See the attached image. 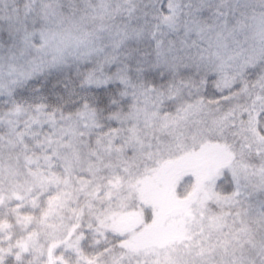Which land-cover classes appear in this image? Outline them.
<instances>
[{
	"label": "rangeland",
	"instance_id": "1",
	"mask_svg": "<svg viewBox=\"0 0 264 264\" xmlns=\"http://www.w3.org/2000/svg\"><path fill=\"white\" fill-rule=\"evenodd\" d=\"M135 1L103 0L101 14L104 20L94 22V17L89 19L85 15H78L77 20L72 19L65 10L66 0H0V127L11 129L16 134L13 141L3 138L10 137V130L0 135L3 136L0 139V165L4 164L6 170L14 171V174L0 177L5 181H0V264H17L26 252L28 255L25 258L29 264H189L184 262L181 255L173 254L171 247L166 250L158 248L157 239L161 234L138 235L141 236L138 243L142 248L132 250V245L128 247L123 242L126 234L95 226L102 215L111 211H115L113 216L129 214L128 221L126 219L129 229L133 223L136 224L132 227L135 231H140L139 225H150L155 218L148 197L162 198L165 192L162 207L176 204L171 196L170 178L162 180L156 172L146 177L144 173L136 186L126 189L127 197L120 190L110 195L107 188L104 192L100 186L87 187L94 182L91 181L92 172H85L84 164L89 163L90 167L108 172L109 163L102 164V159L112 154L105 155L103 151L98 159L101 145L106 146L105 142L97 144L99 134H106L113 146H123L130 150L129 155H135L132 144L149 148L151 145L157 146L156 139L161 140L162 128L157 120L163 122L167 132L178 136L184 130L202 127L201 117L207 120L208 115L195 107V102H200L198 100L202 95L210 101L226 96L215 88L217 72L207 76V84L203 87V83L191 82L189 66L184 67L180 75L175 74L178 73L175 72L176 68H182L183 64L173 60L175 53L168 47V40L174 44L178 42L185 53L195 54L196 50L191 48L195 43L200 52L209 50L213 55L216 47L210 44L211 36L215 38L213 42L217 48L220 45L232 51L236 47L244 49L243 40L260 34L259 41L263 45L255 41L248 44L251 52L248 48L237 56L222 53V59L229 63L230 58L234 65L242 62L236 80L241 82L233 87L245 86L246 80L261 82L263 55L255 53V50L264 49V32H261L264 30V0H152L154 6L150 0H138L133 4ZM114 2L123 9L113 6ZM135 14L137 16L133 21L131 17ZM156 16L163 17L166 23L158 22L154 19ZM253 19L259 20V26L256 20L251 23ZM89 20L96 27L104 26L103 30L90 34L96 40L82 38L89 34L84 31ZM220 29L222 33L227 31L228 38L222 39ZM105 32L115 36L114 39L109 41L107 36L105 38ZM157 34V40L159 34H163L165 41L159 51V43L154 37ZM122 35L121 43L119 38ZM141 37L142 41L131 44ZM44 43L47 48L40 54L35 51V55H32ZM116 46L123 47L124 52H119L113 59L112 51ZM81 47H84L83 57L73 52H78ZM149 51L155 54L157 68L150 70L142 67L146 63L141 65L131 59L135 60L139 53ZM30 53L31 58L28 56ZM91 54L93 56L89 57ZM125 56H128V62L124 61ZM239 58L242 60L239 61ZM103 59L111 62L113 75L120 61L130 63V67L136 65L143 68L140 71L134 69L139 74L138 83L144 85L143 90L147 89L148 98L155 96L162 101L164 93L158 92L170 85L167 89L172 88V92L166 99L169 101L163 102V111H159V116L158 111L153 113L151 123H148V118L136 119L134 125L127 124L132 121L131 118L125 117L124 122L118 120L119 114H126L127 111L121 110L128 107L130 97L122 95V86L115 81L97 83L87 76L90 67L93 64L102 65ZM184 59L188 60L190 56ZM192 63L193 60H190L185 64ZM47 111H66L74 117L79 116L84 124L83 137H75L72 133L68 136L66 132L67 136H61L58 142L56 136L66 125L67 116L49 121ZM28 113L36 117V122L29 120ZM97 127L101 130L98 129L96 133ZM258 130L264 137L263 128L258 126ZM108 132H112V135L109 136ZM135 137L137 140L130 143L129 139ZM56 143L60 145L56 147ZM10 149H17L21 153L22 161L17 164V169H13L11 163L7 164V161H15L19 156L16 153V157H12L15 154ZM144 156L142 154L139 158L144 161ZM157 180L162 187L155 188ZM197 181L191 175L182 176L176 187L178 197L185 198L192 193L193 200L204 201L207 207L209 201L213 202L219 211H215L214 216L212 209L209 212L206 209V214L212 215L208 216L209 220L196 221V230L201 228V231L193 235L195 253L202 250V242H210L214 238L206 231L204 224L209 222L214 227L218 224L221 228H229L224 224H229V216L237 211L232 208L226 214L228 209L225 207L237 206L242 195L241 192L237 194L242 182L238 183L229 169L220 170L214 179L203 184V190L198 188L193 192ZM151 183H154V187ZM68 211L74 213L71 222H67ZM185 224L191 226L190 232L194 231L193 223ZM77 226L81 229H76ZM66 227H69L68 233ZM135 236L130 238L135 239Z\"/></svg>",
	"mask_w": 264,
	"mask_h": 264
},
{
	"label": "trees",
	"instance_id": "2",
	"mask_svg": "<svg viewBox=\"0 0 264 264\" xmlns=\"http://www.w3.org/2000/svg\"><path fill=\"white\" fill-rule=\"evenodd\" d=\"M102 1L103 0H66L65 3L67 9L65 10L72 19L75 20L78 19V15H85L89 19L94 17L96 19L94 22L100 20L103 21L104 19L102 16L104 15L101 14ZM137 1L133 4H136ZM17 4H19V2ZM150 4L154 6L152 0H150ZM22 5L23 4H21V7ZM116 5L119 10L123 9L114 2L113 6ZM136 16L137 14L132 15L131 20L134 21ZM146 17L148 18L149 16ZM27 18H24V20ZM154 19L159 20L158 22L162 21L166 23L163 17L156 16ZM255 20L258 25L259 20L257 19H253L251 23H255ZM94 22L91 23L89 20L88 26L84 28V31L89 34L82 36V38L96 40V38L91 35L103 30L104 26L101 24L96 27V25L93 24ZM74 26L75 23L73 22V27ZM73 30L81 32L80 29L74 28ZM261 32H264V30ZM162 35L163 34H159L158 40V34L154 36L159 43L158 51L165 42ZM259 35L257 37H253V35L252 37L243 40L244 49L236 47V49H233L232 51L222 48L220 45H218L217 48L215 42H213L215 41V38L208 35L207 37L211 36L210 38L212 39L210 44H213V46L216 47L213 55L208 52L209 50L200 52V50L195 47V43L191 45V48L196 50L195 54H189L182 51L183 48L178 45V42L174 44L170 40L167 41L168 47L173 53H175L173 60L183 64L182 68H176L175 72L178 73L175 74L180 75V73L183 72V68L189 66L190 70L188 77L191 79V82L195 84L203 83V87L207 84V76L217 72L218 75L215 81V88L221 90L222 93L224 92L226 96L218 100L210 101L205 98V95H202V98L198 100L200 102H195V107L197 111H202L201 113L208 115L207 120H203L201 117L202 127L184 130L178 136L167 132L163 122L157 120L156 122L158 123V126L162 128L161 140L156 139L157 146L153 147V145H151L149 148L141 147L142 145L138 143L132 144L134 145L132 149H134L135 155H129L131 154L130 150H126L123 146H113L111 140L108 139L106 134L105 136L100 134L97 136V144H103V142L106 143V146H104V144L101 145V153L98 155V159L102 156L103 151L105 155L106 153L112 155L110 157L106 156V158L102 159V164L105 162L109 163L107 165L108 172L100 171L98 170V167H90L91 164L89 163L84 164L85 172H92L91 181L94 182L93 184H88L87 187L92 186L97 188L100 186L104 192H106L105 188H107L110 195L113 192L120 190L123 196L127 197L126 189L131 186H136V184H138L137 180L140 179L144 173L147 174L146 177H148L156 172L158 177L161 176L162 180H169L170 178V186H172L171 196L176 204L167 208L162 207V202L166 197L165 192L163 193L162 198L159 196L151 197L152 199L148 197L149 205L154 208L155 219L148 226L143 224L139 225L138 228L140 231H135L132 228L136 226L134 223L130 229L127 226L129 214L113 216L115 211L102 215L99 221L95 224L96 227H103L106 231L126 234L127 237L123 238V242H125L128 247L129 245H132V250H139L142 248L138 243V238L141 236L138 235L145 233L161 234L162 236H158V239L155 237L158 242V248L166 250L168 247H171V249H173V254L177 256L181 255L184 262H188L189 264H264V137L258 130V126H261L264 133V71H262L263 78L261 82L257 80H255V82L251 80L247 82L246 80L245 86L235 88L233 86H239L241 82H236V80L239 78V69L240 66H242V62L234 65V63L231 64L233 60L230 58H228L230 60L229 63H225L222 59V53L228 52L237 56L239 55V52L250 47L248 44L255 43V41L256 43H259L258 45H263L259 41ZM106 36L109 41L115 37L111 33L105 32L104 37L106 38ZM220 36L222 39L228 38L227 31L222 33L220 29ZM123 37L124 35L119 38L121 43L123 42ZM139 41H142V37L134 40L131 44ZM117 47L119 46H116L112 51L113 55L111 57H113V59L119 55V52H124L123 47H119L118 50L116 49ZM45 48H47L46 43H44L41 48H36L32 55H35V51L37 54H40ZM83 48L84 47H81L78 52L74 50L73 52L77 53V55L80 53L83 57ZM150 51L147 53H139L140 55L135 57V60L133 58L131 59L136 63L139 62L141 65L146 63V65H142V67L151 70L153 67H156V57H154L155 54L152 55ZM169 51L167 50V52ZM248 51L251 52V48H249ZM31 53L28 55L29 58L32 57ZM255 53H259V55L262 53L263 59L261 58L262 55L260 58L264 61L263 48L262 50L256 48ZM91 56L93 55L91 54L89 57ZM185 56H190V59H184ZM127 57L128 56L124 57L125 62H128ZM23 59H25V62L27 61L26 58ZM190 60H193L194 63L185 64ZM240 60H242V58H239V61ZM124 61H120V65L118 69L114 71L113 75L111 74L113 71L110 64L111 62L103 59L102 65L98 66L93 64L92 67H90L89 72L87 73V76L89 77L88 79L90 81L96 80L97 83L115 81L118 85L122 86V95H128L131 102L128 103L129 105L126 109L121 110L127 111L126 114L124 116L120 114L117 116L119 121L121 120V122H124L125 117L131 118L132 121H128L127 124L134 125V122L137 121L136 119L148 118V123H151L154 117L153 113L158 111L157 113L159 116V111H163V102L171 94L172 88L167 89L170 87L169 85L167 88L159 90L158 94L164 93L162 101H159L155 96L148 98L147 89L143 90L144 85L138 83L139 74L136 72V70L140 71L143 70V68L136 65L130 67L128 66L130 63H125ZM256 62L260 63V61L257 60ZM171 69L172 66L170 65L169 70ZM190 103L191 101L185 103L184 107H187ZM56 112L57 113L54 111H47L46 114L49 121L59 120L62 116H67V118H65L66 125L64 127H62V122L59 123L62 128L61 133L56 136L58 139L57 141L59 142L61 136L64 137L66 132H68V136L69 133H72L75 137H80L82 134V125H84L81 123L80 117H74L71 113L66 111ZM89 112L94 115L93 112ZM28 114L30 115L29 120L36 122V117L31 113ZM261 120L263 121L259 122ZM95 129L97 130L96 133L98 132V129L101 130L100 127ZM7 130L11 131L10 137L9 135L7 137H2L13 141L16 134L11 129L0 127V135ZM107 134L110 136L112 135V132H108ZM2 137H0V139ZM136 140V137L130 138L129 142H135ZM58 145L60 144L56 143V147ZM165 145L167 146L165 147ZM69 147L72 146L69 145ZM10 151L15 154L14 156L11 155L12 157L15 158L16 153H18L19 156L15 161H7V164L11 163L13 169H17L19 168L17 164L22 161V157L20 156L21 153L18 152L17 149H10ZM142 154L145 155L144 158H142L144 161L139 158ZM224 169H229L237 179L238 183L239 181L242 182L241 188L237 190V194L238 192H241L242 194L240 196L241 200L237 206L235 204L231 208L225 207L229 210H226V214L231 212L232 208H236L235 211L237 212H234L229 216V224H224L229 228H221V225L218 224L214 227L211 223L206 222L204 227L212 237L214 236V238L210 242H202V246H200L202 250L199 253H195L194 246H196V242L193 235L201 231V228L200 230L199 228L196 230V221L209 220L208 216L212 215L206 214V209L208 212L212 209L214 216L216 215V212L218 213L219 209L217 208V205L213 204V202L209 201L210 204L207 207L204 201L202 202L198 199L193 200L192 193L185 198L178 197L176 193L177 184L182 176L191 175L194 180H198L194 186L193 192L198 191V188L203 190V184L205 182L207 184L210 180L214 179L217 172ZM13 172L14 171L6 170L4 164L0 165L1 178H4L5 174H14ZM95 173L97 174L95 175ZM12 174L10 175L12 176ZM0 181L5 182L3 179ZM150 185L153 186L154 183H151ZM156 187H162L158 180L155 188ZM67 215L69 216L67 222L73 221L72 217L74 213L68 211ZM219 219L221 218L219 217ZM133 221L136 222L137 220L134 219ZM185 223H193L194 231L190 232L191 226L188 227ZM60 226L63 227L62 224ZM65 226L68 225L66 224ZM66 229L68 233L69 227H66ZM76 229H81V227L77 226ZM134 234L136 235L135 239H131L130 237L132 236L133 238ZM20 238L22 241V237ZM150 239L155 240L153 238ZM145 240L148 239L146 238ZM18 245L20 248L22 247L21 243ZM26 255H28L27 252L22 257V260H18L19 262L17 264H29L26 261Z\"/></svg>",
	"mask_w": 264,
	"mask_h": 264
}]
</instances>
